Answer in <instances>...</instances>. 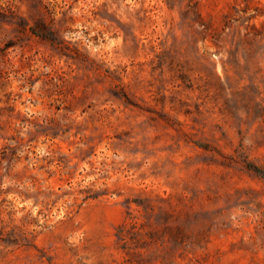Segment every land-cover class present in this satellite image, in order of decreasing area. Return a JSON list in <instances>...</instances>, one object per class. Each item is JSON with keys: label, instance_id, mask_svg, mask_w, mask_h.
Segmentation results:
<instances>
[{"label": "rangeland", "instance_id": "374dc122", "mask_svg": "<svg viewBox=\"0 0 264 264\" xmlns=\"http://www.w3.org/2000/svg\"><path fill=\"white\" fill-rule=\"evenodd\" d=\"M0 231V264H264V0H0Z\"/></svg>", "mask_w": 264, "mask_h": 264}, {"label": "trees", "instance_id": "16d2710c", "mask_svg": "<svg viewBox=\"0 0 264 264\" xmlns=\"http://www.w3.org/2000/svg\"><path fill=\"white\" fill-rule=\"evenodd\" d=\"M23 27V26H20ZM31 33L43 40L50 42L51 44H57V38L52 30L48 28V26L43 22H37L35 27L30 26ZM248 168L253 169L254 171H258V174L261 173L259 168H254L249 164ZM21 240L15 238L12 233L3 234V231H0V245H28L21 244Z\"/></svg>", "mask_w": 264, "mask_h": 264}]
</instances>
